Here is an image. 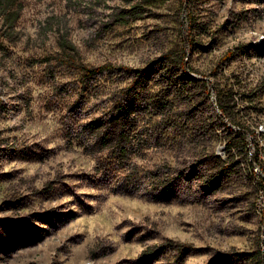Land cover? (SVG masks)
I'll use <instances>...</instances> for the list:
<instances>
[{
  "label": "rangeland",
  "instance_id": "rangeland-1",
  "mask_svg": "<svg viewBox=\"0 0 264 264\" xmlns=\"http://www.w3.org/2000/svg\"><path fill=\"white\" fill-rule=\"evenodd\" d=\"M139 1L21 0L12 27L0 17V264H143V252L166 240L191 250L147 264H264V178L253 170L264 165V0H166L117 23ZM67 55L147 75L153 94H169L166 118L184 127L177 142L149 122L163 138L142 149L137 174L86 152L79 126L125 100L133 77L86 78L62 64ZM161 62L196 81L170 86ZM219 97L235 118L226 127L249 134L212 169V154L226 159ZM180 170L171 197L113 191L141 179L161 194L159 182Z\"/></svg>",
  "mask_w": 264,
  "mask_h": 264
},
{
  "label": "trees",
  "instance_id": "trees-1",
  "mask_svg": "<svg viewBox=\"0 0 264 264\" xmlns=\"http://www.w3.org/2000/svg\"><path fill=\"white\" fill-rule=\"evenodd\" d=\"M165 1L166 0H141L133 4L130 8L121 10L116 15V21L119 24H125L129 20H137L147 12L146 9L148 7L162 4ZM21 9V0H0V17L3 18L4 23L9 27H12L18 20ZM67 57V59L61 60V62L64 61L62 64H67L78 70L83 74V77L86 78L103 75L105 73L113 74L116 72L133 77L125 100H117L107 114L105 113L101 116L92 118L79 126L78 136L85 139L87 143L85 147L86 152L90 154L106 153L109 158L115 160L118 169L127 168L132 174H137L140 167H138L136 159L142 155V149H149L158 145L163 138V136L159 134L160 131L156 134L150 131V127L148 126L149 122H151L154 128L160 129L161 131L170 128L173 134L172 137L175 138V142H177V137L182 135L181 131L184 127L178 123V119L170 120L166 118V111L172 107V102L168 98L169 94H153L148 88L149 78L147 75L140 77V75L137 74L134 76L131 68L114 66L111 64L90 68L84 64L75 62L74 57L68 55ZM161 63H163L161 66L164 71L163 76L165 77V81L169 82L170 86H177V79L188 83L196 81L194 78L189 77L183 69L180 76H175V70H171L169 65L164 64V62ZM178 63L183 67L185 63L184 56H181ZM144 101L146 103H144ZM217 108L219 110L217 117L221 125L226 127L223 119H228L231 124H234L235 118L231 111L232 107L229 106V100L219 97ZM157 115H161L162 118L161 121H156L154 124L153 119ZM188 119L189 118L186 120L188 121ZM141 121H144L145 126H139L140 130L135 132V129ZM183 125L185 126V123ZM213 131L216 130L214 129ZM222 133V137L225 140L226 159L222 160L219 156L212 154L209 159L212 169L221 168V165L231 162L235 157V151L240 148L243 149L245 140L249 134L248 131L243 128H238L237 131L233 132L231 127H226ZM193 167L194 168H191L192 170L189 174L194 178H198V171L195 166ZM225 169H222V171ZM141 170L144 171V176L146 178L152 175L153 172L150 170ZM189 174H187L186 177ZM184 175L183 170H180L170 181L161 180L158 184V188L162 189L161 194H154V182L148 180L146 183L141 179H135L133 181L122 180L119 185L113 188V191L129 195L141 193L154 200L158 199L159 196L171 197L176 188L183 185L182 177ZM207 188L211 189L212 186H207ZM168 250H176L179 257H182L183 254H187L191 250V246L166 240L158 246L145 250L140 257L141 262L147 264L153 258H156ZM182 261L183 260H181V262ZM256 263L262 264L261 257L256 259Z\"/></svg>",
  "mask_w": 264,
  "mask_h": 264
},
{
  "label": "built area",
  "instance_id": "built-area-1",
  "mask_svg": "<svg viewBox=\"0 0 264 264\" xmlns=\"http://www.w3.org/2000/svg\"><path fill=\"white\" fill-rule=\"evenodd\" d=\"M253 170L255 171V173H258L262 176V178H264V165H262L260 168L254 166Z\"/></svg>",
  "mask_w": 264,
  "mask_h": 264
},
{
  "label": "water",
  "instance_id": "water-1",
  "mask_svg": "<svg viewBox=\"0 0 264 264\" xmlns=\"http://www.w3.org/2000/svg\"><path fill=\"white\" fill-rule=\"evenodd\" d=\"M264 243V242H263ZM263 262H264V259H263Z\"/></svg>",
  "mask_w": 264,
  "mask_h": 264
}]
</instances>
